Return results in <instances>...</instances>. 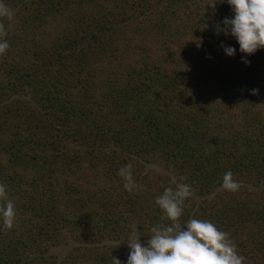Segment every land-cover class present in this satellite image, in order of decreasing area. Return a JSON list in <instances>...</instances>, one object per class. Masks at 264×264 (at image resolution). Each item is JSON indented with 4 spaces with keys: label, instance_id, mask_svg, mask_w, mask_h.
Wrapping results in <instances>:
<instances>
[{
    "label": "trees",
    "instance_id": "obj_1",
    "mask_svg": "<svg viewBox=\"0 0 264 264\" xmlns=\"http://www.w3.org/2000/svg\"><path fill=\"white\" fill-rule=\"evenodd\" d=\"M212 2L3 0L0 183L17 215L0 221V264H126L117 244L170 223L155 199L181 177L180 223L211 221L243 264H264V49L243 63L216 33L229 5Z\"/></svg>",
    "mask_w": 264,
    "mask_h": 264
},
{
    "label": "clouds",
    "instance_id": "obj_2",
    "mask_svg": "<svg viewBox=\"0 0 264 264\" xmlns=\"http://www.w3.org/2000/svg\"><path fill=\"white\" fill-rule=\"evenodd\" d=\"M217 0L208 6L215 8ZM232 12L231 17H225L217 23L216 33L232 37L239 45L241 59L250 63L251 56L264 49V0H224ZM14 10L0 0V19H14ZM6 28L0 23V55L9 48ZM224 53L229 57L236 55V48L221 43ZM256 90H253L255 92ZM123 181L125 191L136 193L140 185L133 178L131 165H124L117 171ZM173 178L174 187H167L155 199V204L161 210L162 219L170 221L167 225L153 226L151 235L145 243L141 242V232L130 230L121 243L125 242L129 249L126 264H243L245 257L238 254L236 244L228 233L219 230L211 221L191 218L183 225L180 223L187 199L193 196L191 185ZM222 189L235 192L240 188L238 181L233 179V173L227 171L221 183ZM16 206L5 184L0 183V221L3 227L11 229L16 220ZM113 264H122L113 257Z\"/></svg>",
    "mask_w": 264,
    "mask_h": 264
},
{
    "label": "rangeland",
    "instance_id": "obj_3",
    "mask_svg": "<svg viewBox=\"0 0 264 264\" xmlns=\"http://www.w3.org/2000/svg\"><path fill=\"white\" fill-rule=\"evenodd\" d=\"M146 172L149 173L150 176H156V177H157V176H164V175H165V173L163 172V170H161L160 168L148 167V168L146 169ZM140 239H141V242H143L142 238H140ZM117 245L122 246V247H127V246H126V241L123 242V243H119V244H117ZM60 251H61V250L57 249V250H55V251H52V253L55 254V253H58V252H60Z\"/></svg>",
    "mask_w": 264,
    "mask_h": 264
}]
</instances>
